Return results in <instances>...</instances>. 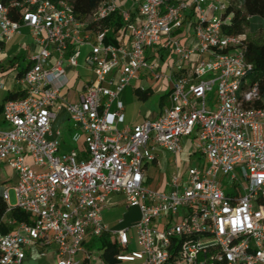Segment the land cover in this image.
<instances>
[{
	"label": "built area",
	"instance_id": "built-area-1",
	"mask_svg": "<svg viewBox=\"0 0 264 264\" xmlns=\"http://www.w3.org/2000/svg\"><path fill=\"white\" fill-rule=\"evenodd\" d=\"M228 3L103 0L80 19L67 0H24L11 4L20 7V19L13 20L0 1V52L23 28L38 47L18 79L24 95L6 100L1 111L0 162L15 180L0 198L5 212L17 207L30 218L0 230V264H19L28 249L52 245L54 264H91L94 255L84 243L104 232L119 247L120 264H264V96L247 75L244 33L224 31L232 17ZM114 12L122 20L119 44L107 43L103 25ZM159 42L174 55L166 68L146 56ZM80 59L91 77L78 101H66L60 90ZM140 69L169 81V103L153 120L120 126L119 96ZM62 108L82 150L61 152L60 131L53 137ZM192 135L188 156L198 153L203 164L195 160L182 171L175 158L167 190L146 187L160 153L181 156L183 139ZM113 194L138 209L133 225L103 223ZM131 227L138 249L126 252Z\"/></svg>",
	"mask_w": 264,
	"mask_h": 264
},
{
	"label": "rangeland",
	"instance_id": "rangeland-1",
	"mask_svg": "<svg viewBox=\"0 0 264 264\" xmlns=\"http://www.w3.org/2000/svg\"><path fill=\"white\" fill-rule=\"evenodd\" d=\"M238 3V0H234ZM21 34L14 35L10 40L6 42V49L12 47L10 52V56L18 55L21 52V55L24 56L26 47L30 44V35H27L26 30H22ZM244 35L246 39L252 40H264V18L254 17L250 18L248 21ZM22 43V44H21ZM162 42H159L156 46H161ZM23 49V51L21 50ZM154 48H148L146 50V56L150 63H157L160 66L162 65L163 60H161L155 53ZM21 55L16 58V61L20 62L22 65L25 64L24 59H21ZM79 65L74 68V71H70L69 73V83L64 87V92L67 98L75 99V94L78 92L79 88L87 81L90 80L91 74L82 66V60H79ZM10 83V79L7 80V84ZM137 87H150L151 93L148 98L145 100L139 99L138 96L135 94L134 89ZM214 90L213 92L209 93L207 96V101L210 106H213L214 100ZM165 90L162 88V81L157 82L154 79V76L148 72L146 69H140L138 73V78L131 82L127 86L126 91L122 96H119V100L122 102L123 105V115H124V124L125 125H133L135 123H140L144 119L153 120L160 110V98L164 94ZM66 122V121H64ZM63 125V123H62ZM2 126V124H0ZM123 126V125H120ZM185 138L183 139V146L185 149V155L181 156H173L169 153L164 154L161 157V161L157 169L150 173V180L145 181V186L154 190L160 188L164 178L169 177L172 173L176 171L175 166L171 163L176 158L179 161V167L182 171H185L189 166L196 164L195 160H198L199 165L203 164V160L200 158L198 153L193 155L191 158L188 156L189 153L194 151L192 143H194L193 135L187 138V142L185 143ZM199 158V159H198ZM36 170L37 168L33 166ZM11 170L8 166L3 165L0 166V183L3 180L10 179ZM9 181L5 182L1 186H7ZM9 204H15V196H14V189H9ZM128 236L130 238V243L126 249V252H130L131 250L138 249L137 245V233L136 228L131 227L128 231ZM96 249V247H94ZM94 255L97 256L99 254L96 250L93 251ZM36 263L34 259L27 258L21 264H34ZM122 264H130V263H122Z\"/></svg>",
	"mask_w": 264,
	"mask_h": 264
},
{
	"label": "crops",
	"instance_id": "crops-1",
	"mask_svg": "<svg viewBox=\"0 0 264 264\" xmlns=\"http://www.w3.org/2000/svg\"><path fill=\"white\" fill-rule=\"evenodd\" d=\"M22 30H26L28 33L27 35H30V31L28 30V28H23ZM117 32L113 35V38L117 39L118 44H119L121 42V37H117V35H116ZM191 36L189 38V43L190 42L193 43V39L191 38ZM29 40H30V44L26 47V50H25L26 52H25L24 56H22L21 52H20V54H18L16 56L13 55L11 57L10 52L12 50V47H10L9 49H6V42L7 41H5L2 45L3 48H2V51L0 52V105H2L5 102V97L7 94H9L10 92H16L19 89H21V86L18 83V78H17L18 69H20L23 66L28 67L30 64L29 56L33 52L38 50V47L32 43L31 35H30ZM107 43L114 44L113 42H107ZM151 48H154L156 55L161 60H163L161 67L166 68V66H168L169 63L173 59L174 55L172 53V50L171 49H163V48H160V46H156V45L151 47ZM21 50L23 51V49H21ZM20 55H21V59H24V61H25L24 65H22L20 62L16 61V58H18ZM70 71H74V69L68 68V70H67L68 78H69ZM137 78H138V75L136 76V78L132 82H134ZM8 79H10L9 84H7ZM156 81L160 82V80H156ZM161 81H162V88L165 90V92L170 93L169 81L166 79H161ZM140 88L144 89L143 87H140ZM126 89H127V87L121 92L120 96H122L124 94ZM63 90H64V88H62L60 90V96L62 99L66 100V101H70V102L78 101L79 94L81 92V87L79 88L78 92H76L75 97H74L75 99L67 98V96L65 95V92ZM168 103H169V94L164 99V104L161 106V108L158 111V113L156 114V116L159 114L161 109L165 105H167ZM124 120H125V118H124ZM124 120H123V123L121 125H125ZM64 121H66V122H64ZM62 123H63V125H62ZM0 124H2L1 113H0ZM135 124H137V123H135ZM135 124H133V125H135ZM129 125H131V124H129ZM52 130H53V137L55 136L56 131H60L59 141H60V151L61 152L69 151L72 148L82 150V148H83L82 139L80 138V139H78V141L73 140L74 134L79 132V131L73 125L72 121H70L68 113L66 112V110L64 108L59 109L57 111L55 121L52 124ZM184 142L186 143L187 139H185ZM164 154H166V152H161L157 161L149 166V168H148V174H149L148 180L151 179L150 173L153 170L155 171L157 169V167L159 166L160 161H161L160 159ZM184 155H185V149H184V152L182 153L181 157H183ZM173 162L174 161H172L171 163L175 166V164ZM3 165H6L9 167V165L6 162H4V161L0 162V166H3ZM10 170H11L10 179L3 180L0 183V185H3L7 181H9V184L7 186H11L14 183V180H15L14 171L11 168H10ZM169 177L164 178L160 188H158L157 190H167V186L165 185V182L169 180ZM2 187H5V186H1L0 190ZM9 212L10 211L5 212L0 217V227L3 226L5 228H7L8 230L6 232L12 231L15 228V226L12 223H10L11 220H13L14 218H12L8 215ZM138 218H139L138 209L135 207H127L125 202H124V197L122 195H119V194L111 195L109 197V200H108L105 208L102 211V221L109 228H120V227H125V226H131L138 220ZM89 238L90 237H87V240H86L87 242L89 241ZM90 251H92V250H90ZM93 251H95V250H93ZM93 255H94V252H93ZM27 258L34 259L36 262L34 264H54V262L56 260L55 246L52 245L49 248H44V249L40 248V247L28 249L25 259H27ZM21 263H19V264H21ZM91 264H103L100 257H99V254H97V256L94 255V259L92 260Z\"/></svg>",
	"mask_w": 264,
	"mask_h": 264
},
{
	"label": "trees",
	"instance_id": "trees-1",
	"mask_svg": "<svg viewBox=\"0 0 264 264\" xmlns=\"http://www.w3.org/2000/svg\"><path fill=\"white\" fill-rule=\"evenodd\" d=\"M2 3L9 7L8 15L13 20L20 19V7L12 6L14 2L22 3L24 0H0ZM58 2L60 0H51ZM73 7L74 14L84 19L92 14L97 8L98 4L103 0H67ZM226 13H231L232 17L230 23L224 26V31L227 34H241L244 33L245 27L250 18L259 17L264 18V0H238V3L234 0H229ZM104 26H107V42H113L118 44V40L113 38V35L120 29L122 20L118 12H114L107 17L103 22ZM244 54L246 61L250 63L251 67L247 72L248 78L252 82L258 84L259 92L261 96H264V40H252L246 39L244 46ZM20 65V64H19ZM27 70V66H23L18 69L17 78L19 79ZM135 94L139 99L145 100L151 93V88L147 87L141 89L137 87L134 89ZM169 92H165L160 98V106L164 104V99ZM24 95L22 89L16 92H10L6 95L5 101L9 99H16ZM2 105H0V113L2 111ZM6 203L0 198V217L5 213ZM8 215L17 221H29V214L19 208H13ZM0 230L6 232L8 229L1 226ZM85 248L90 250H97L99 257L103 264H120L116 259V255L120 252L119 247L114 243L109 233L104 232L98 237H90L89 241L84 243ZM96 247V249L94 248ZM90 251V252H92Z\"/></svg>",
	"mask_w": 264,
	"mask_h": 264
}]
</instances>
